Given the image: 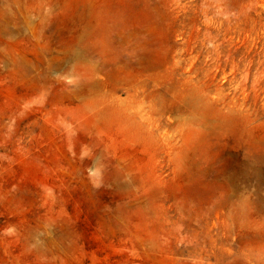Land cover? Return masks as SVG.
<instances>
[{"label": "rangeland", "instance_id": "374dc122", "mask_svg": "<svg viewBox=\"0 0 264 264\" xmlns=\"http://www.w3.org/2000/svg\"><path fill=\"white\" fill-rule=\"evenodd\" d=\"M0 264H264V0H0Z\"/></svg>", "mask_w": 264, "mask_h": 264}]
</instances>
